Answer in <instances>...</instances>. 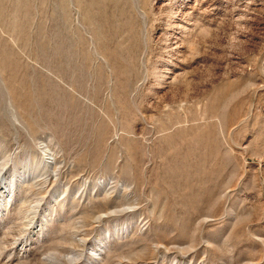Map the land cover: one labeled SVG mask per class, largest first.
<instances>
[{"label": "rangeland", "instance_id": "rangeland-1", "mask_svg": "<svg viewBox=\"0 0 264 264\" xmlns=\"http://www.w3.org/2000/svg\"><path fill=\"white\" fill-rule=\"evenodd\" d=\"M0 264H264V0H0Z\"/></svg>", "mask_w": 264, "mask_h": 264}]
</instances>
